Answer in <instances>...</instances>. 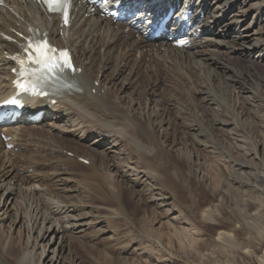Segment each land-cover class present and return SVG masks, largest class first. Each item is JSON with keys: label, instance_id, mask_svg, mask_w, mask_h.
Returning <instances> with one entry per match:
<instances>
[{"label": "rangeland", "instance_id": "obj_1", "mask_svg": "<svg viewBox=\"0 0 264 264\" xmlns=\"http://www.w3.org/2000/svg\"><path fill=\"white\" fill-rule=\"evenodd\" d=\"M180 1L178 8L181 5ZM209 1L214 3L210 8V12H212L224 0ZM220 7L223 9L224 6ZM230 7H225L221 13V16L224 17V24L237 30L233 35L240 31L243 37L235 40L236 43L232 45L237 49L238 54L252 51L251 57L232 56V58L226 52L228 44H222V41L218 40L220 37L214 35L209 37L217 39L216 43L212 42L206 45L204 42L194 50L205 49L207 55L217 58L216 62L221 65L229 63L227 66L230 67L231 72L226 71L222 75L230 78L233 76L239 83L230 82V86H228L226 83H222L224 81L223 79L221 81L219 77H214L212 80L213 73L209 79V72L207 69H202L203 64L199 57L186 59L183 55L176 64L177 67H180L178 69L182 75L186 73L187 77L185 75V78L189 79L190 72H192L203 80H207L200 90L213 92L217 96V103L210 101L202 103L200 99L205 94L198 93L192 96L188 93L190 92L188 87H184L182 95L169 97L168 94L172 87L167 80L168 83L164 81L166 85L164 82L160 84L161 86L159 85V89L155 90L154 96H151L149 102L139 106L140 95L137 92L144 89V82L138 79L134 80L138 74L126 70L122 75H117V73L111 75L115 83L113 86L118 89L123 102L127 100V96H131L138 102L135 106L136 112L149 113L152 116L155 136L157 140L163 142L161 150L166 158L170 156L169 159H171L172 156L171 161L177 163L180 169L174 168L168 173L156 169L155 172L161 174L159 179L142 176L141 173L140 181L133 184L138 179L137 171L141 172L143 168L135 158L125 160L127 151L124 148L103 150L98 145L97 134L84 132L83 124L77 120L72 119L69 122L65 119L62 121L54 119L53 113L49 117L42 118L40 122L33 123L43 126V129H49L55 134L65 133L61 135H66L69 143L82 145L92 156L102 150L103 154L108 153L110 166L104 170L106 184L114 187L133 184L134 187V190L131 191L133 194H129L132 198H128L125 202L127 205L121 209L110 199L107 186L104 183L98 188L88 187L83 184L81 177L68 176L67 173L60 174L61 180L54 183L48 173L38 172L39 181L30 182L22 187L34 190V193L40 198L44 197V200L48 201L51 199L58 201L48 193H59L62 195L60 199L64 204L76 206L74 210L69 208L66 214L74 216L72 219H68L71 220L70 224H78L75 229L66 231L64 234L59 233L57 238L56 235L52 237V231L44 242H39V246L41 243L50 249L43 255L44 260L48 259L47 257L56 250L59 258L62 257L65 260L64 264H256L252 259L254 256L249 258L251 261L249 262V259L248 261L241 259L236 253L228 252L222 248L217 239L218 229L214 223L203 225L198 221L201 214V211L198 212V210L201 204H213L221 201L222 203L220 202L221 205L220 203L219 205L223 210L227 209L226 211L231 215L237 212V215L253 224L256 230L261 232L260 234L264 233V0H237L231 3ZM215 12L220 13L218 9ZM200 18L204 19V13L200 14ZM230 20L233 22L230 23ZM59 37H62V34ZM227 38L229 37L224 40ZM214 45L219 46L215 47ZM224 51L227 54H223ZM258 52L261 53L260 56L257 54ZM160 56L156 55L158 58H161ZM167 56L168 54H166ZM132 57L139 61L143 60V58H137L139 57L137 51ZM78 58L81 61L84 60L83 56L79 55ZM104 62L105 59L102 63ZM144 63L148 65L150 60L149 63L148 60ZM168 63H171L170 59H168ZM106 73H110V69ZM244 73L246 74L243 75ZM125 74H128L130 78L134 77V79H127ZM241 74L243 78L240 77ZM86 76H89V72L86 73ZM111 77L109 76L110 80ZM100 78L101 76H99ZM173 78L175 79L174 75ZM126 80V83L123 82ZM240 81L244 86H248L245 87L248 89L247 91H242ZM97 85L98 83H95V86ZM108 86L107 81L101 93L106 91ZM94 91L95 89L92 90L93 94ZM163 92L167 95V99L177 106L176 108L168 107L166 99L165 103L161 101L165 97ZM124 106H126L125 103ZM166 107L168 110L165 109ZM54 124L57 125L56 128ZM182 124L186 127L182 128ZM163 135L166 137L161 139ZM36 147L40 148L39 145ZM7 149L10 147L7 146ZM66 150V152H60L61 155L67 156L62 162L74 164L75 159L69 160L73 153ZM183 156L188 158L186 164L178 160ZM80 162L82 165H88V162H84L83 158L78 160L79 164H81ZM114 162L117 163L115 166H113ZM13 165L15 167L8 166L7 169L13 173L17 172L19 176L36 172L33 168L23 171L16 164ZM122 165L123 167H121ZM87 169L90 170V167ZM77 170H82V168L77 167ZM11 176L12 174L5 177L4 180L5 182L10 180V184L17 189L16 194L9 199L6 194H2L3 190H0V239L5 241V244L11 237H15L17 231L24 232V241L25 236L28 235L25 231L26 218L36 216L35 203L25 206L16 202L24 197V193L21 186L18 185L19 180L11 178ZM47 185L55 186L53 187L55 190L51 188L50 192ZM60 188L62 189L60 190ZM6 201V205L3 206ZM251 201L257 203L250 207L248 202ZM19 205L22 206L19 207ZM129 211L132 212L129 213ZM59 215L65 216V213L56 214L54 218ZM37 218L35 224H38L39 228L41 219ZM29 225L32 226V222ZM44 225L49 226L50 223H44ZM30 234L35 235L33 232ZM32 236L27 249L37 253L41 250L37 247L32 250L33 248L30 246L35 243V241L32 242ZM60 236H63L61 241L65 242L62 244L64 245L62 249L57 248L58 243L61 242ZM200 241L204 243L202 249L198 245ZM186 251L188 252L186 253Z\"/></svg>", "mask_w": 264, "mask_h": 264}, {"label": "bare ground", "instance_id": "obj_2", "mask_svg": "<svg viewBox=\"0 0 264 264\" xmlns=\"http://www.w3.org/2000/svg\"><path fill=\"white\" fill-rule=\"evenodd\" d=\"M4 1L5 4L2 6L0 5V102L14 93L12 83L16 75L11 72L12 68L15 67L13 54L18 51V48L24 41L20 35L13 32V30L19 33H27L29 26H32L34 29L38 28L40 31H47L48 37L54 45L60 48L67 47L70 49L74 63L81 71L68 75V78L65 80L64 85H66V88L64 90L54 91V93L45 98L37 99L25 97V105L22 107V114L19 117L12 119L11 116H9L0 121V132L8 139L3 141L0 135V190H3L2 194H6L9 199L16 194L17 189L10 184V180L8 179L7 182L4 180L5 177H9L12 174L11 178L19 180L20 183L18 185L21 186V190L24 193V197H21L20 200H16V202L25 206L30 203L36 204V216L26 218L27 227L25 231H27L28 235L25 236L24 241L23 238L25 234L22 231H17L15 237H11L6 244L5 241L0 239V264H64L65 260H63L62 257L59 258L56 250L52 252L51 256L47 257L48 259L44 260L43 255L50 251V249L41 243L39 246V242H44L48 234L52 231V237L56 235L57 238L59 233L64 234L66 231L75 229L78 224H70L71 220H68L72 219L74 216L67 215L66 212L69 208L74 210L76 206L64 204L63 200L60 199L62 195H59L57 192L48 194L57 198L58 201L52 199L48 201L44 200V197H42L43 194L41 195L42 199L34 193V190L23 188L22 186L28 185L30 182L39 181L38 172L41 174L48 173L54 183L61 180L60 174L62 173H67L69 174L68 176L81 177L83 179V184L88 187L98 188L99 185L104 183L107 186L108 195L112 202L121 209H124L123 207L127 205H125V202L131 197L129 194L134 190L133 184L138 183L142 176L159 179L161 174L156 173V169L161 170L163 173H168L174 168L180 169L177 163L171 161L172 156L171 159H169L170 156L166 158L161 150L162 148L160 147L163 142L157 140L155 136L152 116H150L149 113L141 114V112H136L135 106L138 102H136V99L131 98V96H127V94L126 96L128 98L123 102V98H121L118 89L113 86L115 83L111 75L115 73H117V75H122L126 70L138 74L135 79L134 77L130 78L128 74H125V76L128 77L127 79L129 80L134 79L136 81L138 79L144 82V89L142 88L143 90L141 92H137L140 95L139 106L143 105L145 102H149L148 100H150L151 96H154L155 90L159 89V85L164 81L167 83L169 81L172 87L171 91L173 90V93L170 91V94H168L169 97L182 95L184 87H188L190 89L188 93L192 94V96L198 93L205 94L200 99L202 103L203 101L214 103L217 101V96H215L213 92H204L200 90L207 83V80H203L200 76L192 72H190L191 76L189 79L185 78L187 75L186 73V76L181 74L178 69L179 66L177 67L176 65L178 64L177 61L180 60L183 55L186 59H195L199 57L203 64L202 69H207L209 72V79H211V73H213L212 80H214V77H219L221 81L223 79L224 82L222 83H226V85L230 86V82H239L236 78L234 79L233 76H231V78L228 76L223 77L226 71H230V67L227 66L229 63L227 65H221L216 62L217 58L207 55L205 49H194L203 45L204 42H206V45L212 42L216 43L217 39L209 37L214 35L220 37L218 40H221L222 44H228L226 52L229 53L231 57H251L253 52L245 51L239 54L237 53V49L232 44L236 43L235 40L243 38L242 34L238 31V34L233 35L236 29H231L229 25L224 24V17L221 16L225 7L231 8L230 4L237 0H224L220 5L224 6L223 9H221L220 6H216V9L212 12H210V8H212L214 3H210L209 0H181L179 8L177 6L179 0H107L109 6L120 1L127 6V10L133 7L140 12L148 11L154 18L164 16L169 7H176L168 23V32L164 33L159 38H154L152 34L144 37L132 28L125 31V25L114 24L111 19L101 17L99 15V7L94 5L90 6L83 0H74L71 25L69 27L61 26L59 15H47L29 0ZM93 8L95 13H90L89 16L86 17V14ZM217 9L220 12L219 14L215 12ZM189 12H191L192 15L190 18H187ZM202 13H204V19L200 18V14ZM187 20L191 22V25H188ZM231 22L233 21L230 20V23ZM218 26L220 28H217ZM60 32L62 33V37H59ZM3 34L11 36L14 41L9 40L7 36L5 37ZM226 37L229 38L224 40ZM182 41H189V44L181 46ZM214 46L218 47L219 45ZM162 50H165V52H162ZM136 51L139 56L137 58H143L142 61L132 57ZM226 52L224 51V53H222L227 54ZM166 54H168L167 57ZM257 54L259 56L261 55L259 52ZM79 55L83 56L85 61H81L78 58ZM156 55L161 58L156 57ZM147 57L148 63L150 60L148 65L144 63L147 62ZM103 59H105L104 63H102ZM160 59L161 61L159 62ZM168 59H170L171 63H168ZM163 68L166 70L163 71ZM108 69H110V73L107 74L106 71ZM198 70L200 71V69ZM87 72H89V76H86ZM245 74L246 73L243 75ZM99 76H101L100 79ZM240 77L243 78L242 74ZM107 81L109 86L106 91L104 90L103 93H101ZM123 82L126 83L127 80ZM95 83H98V85L95 86ZM240 84L242 91L248 90L246 89L248 86H244L241 81ZM93 89H95L94 94L92 93ZM204 89H206V87H204ZM162 94L165 96L161 99L163 103L166 102L168 107H172L171 109L177 107L170 102V99H167V95L164 92ZM165 99L166 101L164 102ZM52 101H55V103H52ZM124 103L126 106H124ZM165 109L168 110L167 107ZM40 110L43 112V117H49L53 113L52 116L54 119H60L61 121L65 119L69 122H71L72 119L77 120L79 123L83 124L85 128L84 132L88 131L89 134H97L99 141L98 145L101 146L103 150L115 149L117 147L124 148L127 151L125 160L128 161L135 158L140 167L143 168V171H137L136 176L138 179L132 185H126L128 187L124 185L123 187L119 185L116 187L107 185L104 170H107L110 166L108 164L110 161L107 156L108 153L103 154L102 150L101 152L99 151L97 155L92 156L82 145H76L74 142V144H72V142L69 143L66 139L67 136L61 135L65 134L61 131V128L60 131L62 133L55 134L52 133L51 130L49 131V129H43V126L33 124L35 122L31 121V117ZM218 122H220V120H218ZM54 125L56 128L57 125ZM181 127L185 128L186 126L182 124ZM164 137L166 136L163 135L161 139H164ZM8 145H11L10 149H7ZM36 145H39L40 148H37ZM66 149L73 153L72 158L69 157V160L75 159V162H73L74 164H64L62 162L64 157L67 156L61 155L60 152H66ZM80 158L88 160V165H82V162L79 164L78 160ZM178 160L186 164L188 158L183 156ZM45 163H47L46 167ZM13 164L19 166L23 171L33 168L36 172L19 176L17 172L13 173L7 169L8 166L15 167ZM116 164L117 163L114 162L113 166ZM77 167H80V169L82 168V170L78 171ZM88 167H90V170L87 169ZM121 167H123V165ZM132 171L134 170L132 169ZM141 173L143 175L139 176ZM45 180L49 183L47 179ZM47 186L50 192L51 188L53 189V187H55H52V185H50L51 187L49 185ZM61 189L62 188H60V190ZM35 196L37 197L35 198ZM6 203L7 201L4 202L3 206H5ZM219 203L201 204L198 210V212L201 211L198 220L199 223L206 225L212 222L217 226V239L221 247L226 249V251L234 252L239 258L247 259V261L254 256L252 259L256 264H264V233L260 234L261 232L259 233L253 224L241 218L237 215V212L233 215H231V213L229 214L226 208V210H223L221 208L222 206L220 207L222 202L220 205ZM248 203L251 207L257 202L251 201ZM21 206L19 205V207ZM131 212L129 211V213ZM60 213H65V216L68 217L59 215L54 218V215ZM211 216L214 217L212 218ZM37 217L41 219V226L39 228V225L35 224ZM22 218L21 216V219ZM30 222H32V226L29 225ZM44 223H50V225L46 226ZM30 232H33L35 235L32 236ZM31 236L32 242L35 241L33 245H30L33 248L32 250H35L37 247V249L41 251L37 253L28 251L27 248L30 244ZM62 238L63 236H60V241ZM37 240L39 241L37 242ZM63 243H65L63 240L58 243L57 248L62 249L64 246L62 245ZM198 245L202 249L204 243L200 241ZM187 252L188 251H186V253ZM249 262H251L250 259Z\"/></svg>", "mask_w": 264, "mask_h": 264}, {"label": "snow or ice", "instance_id": "obj_3", "mask_svg": "<svg viewBox=\"0 0 264 264\" xmlns=\"http://www.w3.org/2000/svg\"><path fill=\"white\" fill-rule=\"evenodd\" d=\"M50 11L62 12L67 22V8L69 0H44ZM22 51L26 53V58L22 56L13 57L19 64V71L22 77L34 76L37 79L46 75L62 73L65 69H71L72 65L66 51H58L48 44L46 36L40 38L39 34L33 33V36L26 38V42L20 45ZM22 91H28L29 87L25 83H20ZM35 92V89H32ZM6 103L16 104L17 100L12 99Z\"/></svg>", "mask_w": 264, "mask_h": 264}]
</instances>
